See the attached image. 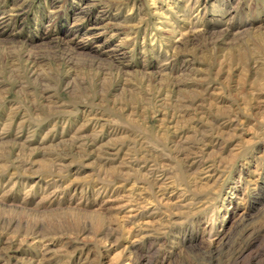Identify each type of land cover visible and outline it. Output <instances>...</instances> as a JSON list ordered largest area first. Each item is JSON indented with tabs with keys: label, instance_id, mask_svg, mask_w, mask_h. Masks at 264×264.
Segmentation results:
<instances>
[{
	"label": "rangeland",
	"instance_id": "374dc122",
	"mask_svg": "<svg viewBox=\"0 0 264 264\" xmlns=\"http://www.w3.org/2000/svg\"><path fill=\"white\" fill-rule=\"evenodd\" d=\"M0 264H264V0H0Z\"/></svg>",
	"mask_w": 264,
	"mask_h": 264
}]
</instances>
